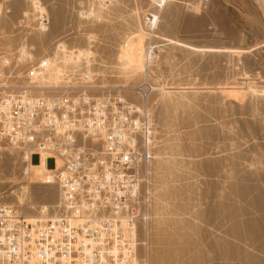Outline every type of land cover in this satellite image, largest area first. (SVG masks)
I'll use <instances>...</instances> for the list:
<instances>
[{"label":"rangeland","instance_id":"374dc122","mask_svg":"<svg viewBox=\"0 0 264 264\" xmlns=\"http://www.w3.org/2000/svg\"><path fill=\"white\" fill-rule=\"evenodd\" d=\"M4 5L12 10L0 11V49L32 45L49 63L40 82L58 84L72 63L52 56L59 41L76 49L77 62L93 64L88 72L100 82L125 86L129 102L142 106L147 91L153 202L137 226L139 264H264V0ZM39 12L49 15L47 27ZM29 175L19 155L0 146V203L37 217L41 205L57 203L59 186L47 173L29 184Z\"/></svg>","mask_w":264,"mask_h":264},{"label":"built area","instance_id":"2783aa9c","mask_svg":"<svg viewBox=\"0 0 264 264\" xmlns=\"http://www.w3.org/2000/svg\"><path fill=\"white\" fill-rule=\"evenodd\" d=\"M37 21L47 27L49 15L39 12ZM59 43L52 56L72 63L54 85L36 78L49 63L32 45L0 49V142L20 150L24 167L41 161L40 150L48 153L45 181L60 189L59 202L36 221L18 205L0 203V264H131L124 218L144 226L151 212L153 123L128 101L125 86L100 82L88 72L93 64L77 62L76 49Z\"/></svg>","mask_w":264,"mask_h":264},{"label":"bare ground","instance_id":"6f19581e","mask_svg":"<svg viewBox=\"0 0 264 264\" xmlns=\"http://www.w3.org/2000/svg\"><path fill=\"white\" fill-rule=\"evenodd\" d=\"M150 1L151 2H155L156 4H160L159 6L162 7V6H164L167 3L168 0H150ZM158 19H159V17L157 15L153 14V16H151V18H150V24L152 25L154 23L153 25H155L157 23ZM182 45H184V44H182ZM210 50H214V49L213 48H210ZM144 72L147 73V66H144ZM142 94H143V98H144L143 105L142 106H138L135 103H134V105L137 107V110L139 112H146L147 115H148V118L151 117V121L153 123V119H152L151 113L148 111V108L146 107L147 106V103L146 102L148 100V93H147V91L142 90ZM149 114H150V117H149ZM153 130H154V133H155L154 124H153ZM0 146H7V149L8 150H12V151L14 150V152L19 155V152L18 151H20V150L14 149V147L12 146L11 143H8V142L1 143L0 142ZM27 153L30 155V151L29 150H27ZM47 154L48 153H46V152H44L43 154H41V161L40 162L34 161V162H37L40 165L41 171L38 169V164L37 163L35 164L34 162H32L29 165H27L28 166V169H29V172H30V175H29V178H28L29 184L35 183L34 178L37 175H39V174H46V173L48 174V172H46L48 170V168L46 167V156H47ZM59 163H61V162H59ZM150 170H151V167L147 169V173H149V172L151 173ZM147 181L148 182L150 181V177L147 178ZM59 192H60V189L58 188V201H57V203L59 202ZM54 205H41L40 208H39V212L40 213H43V214H46V213H48L53 208ZM19 209L23 213H25L24 210L21 207H19ZM147 213L148 212H146L145 215ZM25 216L28 219H30L31 221H36V219L42 217L40 214L37 217H35V216L29 217V215L27 213H25ZM147 216H148V214H147ZM46 217L48 218L49 216L46 215ZM83 219H84L83 217H79L76 220H74V223L76 224L78 222H82ZM128 219H132V221L129 222ZM124 222H125L124 223V226L125 227L129 226V227H127V229H125L126 236L128 237L129 245L124 248V252L126 251L127 257H129L131 259V264H139V261H138V250H137V238H136V234H137V223H136V220H135L134 216H126L124 218ZM122 241H124V239H122ZM115 249L118 251L120 249V247L119 246H115ZM122 263L123 264H126V261L125 260H122Z\"/></svg>","mask_w":264,"mask_h":264}]
</instances>
